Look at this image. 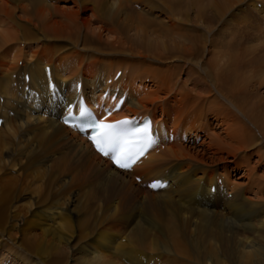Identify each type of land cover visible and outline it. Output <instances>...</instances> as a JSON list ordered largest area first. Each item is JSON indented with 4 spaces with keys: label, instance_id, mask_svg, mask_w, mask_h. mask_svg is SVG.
<instances>
[{
    "label": "bare ground",
    "instance_id": "obj_1",
    "mask_svg": "<svg viewBox=\"0 0 264 264\" xmlns=\"http://www.w3.org/2000/svg\"><path fill=\"white\" fill-rule=\"evenodd\" d=\"M240 2L0 0V264H264V0ZM79 80L93 106L125 92L115 118L149 116L163 149L113 168L58 122ZM137 178L168 186L150 206Z\"/></svg>",
    "mask_w": 264,
    "mask_h": 264
},
{
    "label": "snow or ice",
    "instance_id": "obj_2",
    "mask_svg": "<svg viewBox=\"0 0 264 264\" xmlns=\"http://www.w3.org/2000/svg\"><path fill=\"white\" fill-rule=\"evenodd\" d=\"M81 131L91 130L88 137L96 151L110 157L119 168L127 169L135 158L154 142L149 127L143 129L130 127V120L106 122L104 119H92L91 112L81 108ZM155 187V185H153Z\"/></svg>",
    "mask_w": 264,
    "mask_h": 264
},
{
    "label": "rangeland",
    "instance_id": "obj_3",
    "mask_svg": "<svg viewBox=\"0 0 264 264\" xmlns=\"http://www.w3.org/2000/svg\"><path fill=\"white\" fill-rule=\"evenodd\" d=\"M248 0H243V2L241 3L240 2V4L238 5L237 4V6L236 7H238V9L240 8V7H243L244 9H246V10H248V12L255 18H258L257 16H256V13L253 11H251V7H249L248 8ZM64 5V7H71L72 6V3H67V4H63ZM258 5V6H257ZM256 6L258 7V9H261V7H260V4H257ZM62 7V6H61ZM137 8H139V7H136L135 8V10H138L139 11V9H137ZM236 9V8H235ZM234 9V10H235ZM241 9V8H240ZM239 9V11H241ZM232 12L233 13H227V15L224 17V19H223V24H225L226 23V25H228L227 26V28L228 27H230V32L232 33L233 32V30H234V28H236V27H234V28H232V26L235 24V22H236V17H235V15H232V14H234L235 12L232 10ZM133 16H136V15H133ZM133 16H130L129 14H128V17H133ZM143 16V15H142ZM90 17V12H87V13H85L84 15H83V18H89ZM228 18H230L229 20H228ZM149 20H151V19H149ZM258 20V19H257ZM261 20V19H260ZM229 21V22H228ZM258 22L260 23V21L258 20ZM222 23V20H221V22L219 23V26L220 25H222L221 24ZM261 25L263 26V24L261 23ZM93 27H97V26H93ZM225 27V26H224ZM264 27V26H263ZM130 34L131 35H134V33H132V32H130ZM216 34V33H215ZM116 36H120V34L119 33H117V35H115L114 34V32L113 31H111V32H105L104 34H103V39L104 40H110V39H113V38H115ZM117 38H119V37H117ZM242 45H243V43H242ZM250 45V44H249ZM245 46H247V45H245ZM245 46H241V53L242 52H245V48H247V47H245ZM121 57H125V56H121ZM121 59V58H120ZM123 59V58H122ZM116 65V64H115ZM116 68V67H115ZM115 68H111V69H109V71H110V74L112 75L115 71H113V70H116ZM119 72V71H118ZM108 75H110L109 73H107ZM15 77V75L13 76V78ZM146 77H140L139 76V80L137 81V82H143L144 84H146V85H149V89H151V88H153V86L151 87V84L150 83H148V82H144V79H145ZM184 78H185V76H184ZM184 78H183V80H184ZM189 84V83H188ZM193 85H194V83L192 82V83H190L189 85H187V87H188V89L189 88H191V87H193ZM140 90V89H139ZM191 100V99H190ZM2 101V100H1ZM163 104V102L161 103V105ZM157 116L159 117L160 116V113L158 112L157 113ZM171 123H173V122H171ZM204 137L206 138L207 137V133H204ZM11 170H7V176H6V178H8V176H10V177H15V176H17L18 175V168H14V169H12V171L10 172ZM235 179V178H234ZM233 179V180H234ZM237 181H239V182H241V181H243V180H238L237 179ZM135 182H136V180H135ZM233 182V181H232ZM137 184H138V188H137V191H134V192H137V193H139L140 194V196H141V200H143L144 202H146V203H148L150 206H152L153 205V203H151V198L152 197H150L149 196V194L148 193H151V191H148L147 189H146V186H145V184H146V180L145 181H143V182H136ZM143 184V185H142ZM36 185V184H35ZM35 185L31 188V190H29L28 192H27V195L25 196V200H24V203H30V204H32V201L33 200H31V196L33 195V193H32V190H33V188L35 187ZM158 192V191H157ZM262 196L264 195V194H261ZM170 196H171V194H170ZM230 197V196H229ZM144 198V199H143ZM182 200L183 201V198L181 197V198H179V200ZM228 199H230V198H228ZM113 201H116L117 200V197H113V199H112ZM118 200L119 201H122V199H121V197H119L118 198ZM135 200L136 201H138V196H135ZM180 200V202H182ZM102 201H104V198H101V200H100V205H102L103 203H102ZM153 202V201H152ZM67 203V201H65L64 202V204L65 205H67L66 204ZM143 207H141L140 209H139V214L140 215H142V214H144L145 213V211H147L148 212V210L146 209V208H144L143 210ZM142 210V211H141ZM64 212L66 211V209H64L63 210ZM85 245V244H84ZM9 256H11V255H9ZM12 258V259H11ZM13 261V262H12ZM11 262V263H10ZM178 262H180V259L178 260ZM177 262V263H178ZM22 264V262L21 261H18L17 259L16 260H13V257L11 256V257H8V261H7V263L6 264ZM161 264H162V262H161ZM180 264H182V263H180Z\"/></svg>",
    "mask_w": 264,
    "mask_h": 264
}]
</instances>
